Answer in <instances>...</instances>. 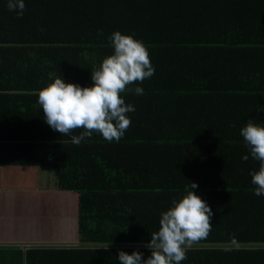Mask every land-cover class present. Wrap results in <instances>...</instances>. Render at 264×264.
<instances>
[{
    "label": "trees",
    "instance_id": "trees-1",
    "mask_svg": "<svg viewBox=\"0 0 264 264\" xmlns=\"http://www.w3.org/2000/svg\"><path fill=\"white\" fill-rule=\"evenodd\" d=\"M224 2L24 0L17 15L0 0V51L26 48L20 71H5L0 83H51L60 76L89 87L91 72L112 53L107 37L113 31L141 41L154 69L119 93L134 108L126 113L130 123L119 140L109 142L94 132L73 145L77 243L26 250L0 246L2 263L117 264L118 251L146 258L150 251L143 245L158 230L159 213L194 182L197 187L190 190L210 207L211 226L180 264H264V197L253 194L249 176L258 161L241 159L248 150L239 135L249 119L264 124V13L256 22L219 15L218 29L192 38L191 29H200L191 20L194 13L208 19ZM259 2L264 0L250 3L257 9ZM137 7L155 21L137 15ZM222 26L227 37L220 36ZM237 46L248 48L230 51L248 57H232L236 71L186 70L187 57L198 49ZM136 86L142 94L127 90Z\"/></svg>",
    "mask_w": 264,
    "mask_h": 264
},
{
    "label": "crops",
    "instance_id": "crops-1",
    "mask_svg": "<svg viewBox=\"0 0 264 264\" xmlns=\"http://www.w3.org/2000/svg\"><path fill=\"white\" fill-rule=\"evenodd\" d=\"M213 1L208 0L209 3ZM245 2L225 0L223 9L208 12V19H199L196 11L191 20L198 23L200 29H191L192 38L208 36L209 28L216 26L218 29L216 18L219 15L231 16L239 22L258 21L257 15L264 13V2H259L257 9L253 8L251 0ZM196 6L202 5L196 3ZM139 10L141 8L137 7V15L154 20L151 13L141 14ZM219 31L220 36L227 37L228 30L224 31L223 26ZM246 48L198 49L187 57L192 70L188 64L186 70L236 71L232 57H248V52L236 51ZM16 49L3 48L0 51V77L5 71H20L17 69L22 68L20 63L26 59L22 57L26 48ZM230 49L236 50L231 52ZM200 62L203 68L196 69ZM9 66L15 68L8 70ZM38 82L18 83L9 79L0 83V246H19L24 250L77 243L78 198L70 188L73 185L74 144L69 136L53 131L44 122L35 93L48 83H42L40 79ZM71 133L75 135V129ZM6 262L0 261V264Z\"/></svg>",
    "mask_w": 264,
    "mask_h": 264
},
{
    "label": "clouds",
    "instance_id": "clouds-1",
    "mask_svg": "<svg viewBox=\"0 0 264 264\" xmlns=\"http://www.w3.org/2000/svg\"><path fill=\"white\" fill-rule=\"evenodd\" d=\"M6 6L17 15L25 7L24 0H7ZM107 41L112 53L91 72V86L66 83L57 76L35 93L44 122L53 131L69 136L72 144L78 145L94 132L109 142L119 140L130 123L126 113L134 111L119 93L133 81H142L153 74L147 49L141 41L119 31H113ZM127 90L137 95L143 93L139 86ZM77 128L83 130L72 135L71 130ZM239 135L248 150L241 159L250 156L258 161V168L249 171L253 194L264 197V124L249 119ZM196 187L194 182H189L183 194L173 198L168 208L159 213L158 230L143 245L150 255L142 259L143 254L138 251L131 254L118 251L117 264H180L186 258V250L206 237L211 226L210 207L190 190Z\"/></svg>",
    "mask_w": 264,
    "mask_h": 264
}]
</instances>
